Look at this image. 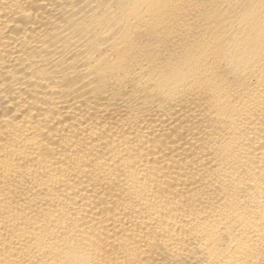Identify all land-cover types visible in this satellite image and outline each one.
<instances>
[{
  "label": "bare ground",
  "instance_id": "6f19581e",
  "mask_svg": "<svg viewBox=\"0 0 264 264\" xmlns=\"http://www.w3.org/2000/svg\"><path fill=\"white\" fill-rule=\"evenodd\" d=\"M0 264H264V0H0Z\"/></svg>",
  "mask_w": 264,
  "mask_h": 264
}]
</instances>
